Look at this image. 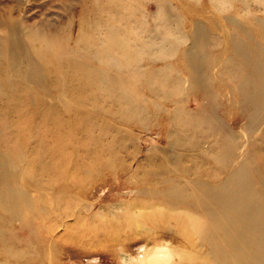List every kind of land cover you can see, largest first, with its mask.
I'll return each instance as SVG.
<instances>
[{
  "label": "rangeland",
  "instance_id": "obj_1",
  "mask_svg": "<svg viewBox=\"0 0 264 264\" xmlns=\"http://www.w3.org/2000/svg\"><path fill=\"white\" fill-rule=\"evenodd\" d=\"M115 3L0 0V41L9 36L19 60L13 62L24 69L21 84L13 80L16 89L0 96V152L4 164L19 160L3 167L10 178L17 171L11 186L22 202L18 215L0 207V264H204L212 255L197 235L194 210L170 207L156 192L168 185L180 186L176 193L193 192L196 183H212L218 172L215 184L221 187L233 169L222 171V152L235 165L246 157L256 163L255 185L264 192V110L255 119L258 106L251 100L253 92L264 90V78L237 83L230 76L236 65L250 74L255 66L264 72V0H220L216 6L211 0H140L132 15L92 11L118 7ZM167 8L175 13L169 22ZM95 24L100 29L94 35L103 44L109 24L133 25L135 33L128 37L133 42L162 41L165 27L175 35L186 30V42L176 45L188 50V57L177 53L170 62L138 65L147 71L170 64L173 77L183 78L182 90L158 95L159 83L149 90L148 79L137 78L131 87L137 114L128 101L117 110V93L106 102L89 85L90 96L81 95L91 81L86 78H68L61 99L57 93L46 97L36 84L39 74L59 67L56 58L64 46L78 49L81 38L91 39ZM0 58L2 89L12 61ZM183 59H189L188 66ZM94 66L118 77L135 70L111 69L99 61ZM54 77L50 91L62 86ZM257 96L263 107L264 92ZM80 98L87 99V108L78 116L74 108ZM4 139L7 144L1 145ZM89 149L96 152L91 158Z\"/></svg>",
  "mask_w": 264,
  "mask_h": 264
},
{
  "label": "bare ground",
  "instance_id": "obj_2",
  "mask_svg": "<svg viewBox=\"0 0 264 264\" xmlns=\"http://www.w3.org/2000/svg\"><path fill=\"white\" fill-rule=\"evenodd\" d=\"M183 1L186 2V0ZM218 1L220 0H211L212 6H216ZM115 2L118 7L102 6L101 8H97L96 6L95 9L94 6L92 11L94 14H113L116 16H118L117 14L123 13L121 11H126L127 14L129 13L128 15H132L137 12V6H139L138 4L140 0H115ZM172 10L173 9L170 8L165 10L164 18L168 22L170 21L171 16L175 14ZM216 19L217 18H214L213 22H215ZM129 27L130 28L127 29L126 27L122 28L120 25L116 26L109 24V26L105 27L104 36L106 42L103 44L97 42L98 37L96 38L94 35V31H98L100 27H98L97 24L91 26V39L81 38L78 49L64 46L66 49L65 53L62 52L63 56L61 55L60 58H56L59 67L56 69L51 68L52 70H49L48 74L45 72V74L40 73V76L38 77L39 79H37V83H35L43 91L46 97L56 95L57 93L61 99L64 94H67L63 85L68 78L91 79L90 82H85L82 90H79L81 95H85L86 98L90 96V94H88L89 91L94 89H90L89 85H92L101 91L104 97L102 96L103 98L100 99L105 100L106 102L110 99V95L117 93V95L115 94V99H117V110L123 108V104L128 101L131 103V108L135 114L139 111L136 106L137 101L133 96L134 90L131 87L135 84L136 81L134 80L137 78L148 79L149 90L150 88H154L153 86L156 83H159L160 89L158 90V95L177 94L179 90H182L179 85L183 83V78L177 81L173 77L175 74L169 67L170 64H166L160 67V69H150L147 71L141 68L138 69L140 67L138 65L142 61L147 62L148 60L150 61L153 59L170 62L172 57L177 55V53L182 54V58L183 56L190 54L188 50L181 49L178 45H176L177 40L181 39L182 41H185L187 31L184 29L185 31H182L183 34H177V36L173 34L168 27H165V33L162 35V41L133 42L130 41L128 37L131 33H135L131 31V29L135 27H133V25H129ZM59 37L60 36H57V42L60 41ZM205 40L206 39L203 41L207 44ZM203 41L201 43H203ZM178 48L180 49V52L178 51ZM238 49L244 50V47L238 46ZM11 52V40L9 36L6 35L4 37V41L2 43L0 41V57L4 56L5 58L3 59L6 61H12V66L7 68L8 81L2 89L0 87V96H4L6 92L10 91L9 88L13 91L16 89L17 86L15 87L13 80L18 84H21L17 80H23L24 78V69L16 67L17 65L13 62L19 61L16 56V52L13 54ZM45 54V58H48V54ZM11 55L13 57H11ZM25 57L28 58V56L24 53L22 58ZM31 59L36 62L33 58ZM95 61H99L105 66L109 65L111 69L127 70L134 67L133 69L135 70L131 69L133 71L128 72L129 76L127 74H123L118 77L113 75L105 67H95ZM182 62L185 66H188L189 59H183ZM73 68L77 73L73 74L70 72ZM245 68L246 67H243L242 65L232 67L230 70V76L232 78H236L237 83H245L249 76H251L253 80L260 77L262 79L264 78V72L261 67H253L252 74H250L248 70L245 71ZM243 70L244 73L241 75L240 72H243ZM54 75L58 84L62 86L55 91H50L48 88L50 86L49 82ZM34 92L35 91L33 90V93ZM263 92L264 90L259 92L256 90L255 93H252L255 97V100H253L254 97L251 98V100L254 101L253 105L258 106L254 109L256 113L255 119L262 117L264 106L259 107L258 103L260 102L258 100L260 97L257 96V93L262 95ZM261 97L263 98V96ZM86 98H80L79 105H77L79 108H74L78 116H81L80 114L87 108ZM42 101L46 106L49 105L47 100L45 101L44 99ZM88 107L89 109L96 108L94 105H88ZM260 109L261 113H259ZM5 140L6 139L1 141V145L5 142ZM94 154H96V152L89 149L88 158H91ZM2 155L3 154L0 152V207L7 210L11 209L12 214L18 215L21 214L22 211V202L21 199L18 198V189L11 186V178L13 176L16 178L17 171H12V176L10 178L3 166H5V164L8 166H16L19 163V160L16 159V161H13L11 159V163L5 161L4 164L6 157ZM229 158L230 157H228L225 152H222L219 156V159L225 160L221 164L222 171H227L229 167H233V169L227 171L225 178L226 182L221 187L215 184V180L218 179L217 175L219 176L218 172L214 173L212 183H196V186L201 185L198 187L199 190L196 186H194L196 190H193V192L183 191V193H176V188L180 186L168 185L165 187V191L162 192L161 190L156 192V194H160L168 199L170 207H182L194 210L192 219L200 223L197 228V235L203 241H207L209 244V250L206 251V254L212 255L207 261H205L204 264H264V192L259 191L255 185L254 177L256 176V163L253 164L251 161H248V158L246 157L240 164L237 163L235 165L232 162L233 160ZM168 180L169 179H165V181ZM190 185H183V187L186 190H190V188H192ZM196 206H198V209H194ZM183 219L184 220L178 219L177 221L182 220L187 222L188 220V218L185 217ZM160 255L166 258V254L164 252L160 253Z\"/></svg>",
  "mask_w": 264,
  "mask_h": 264
}]
</instances>
